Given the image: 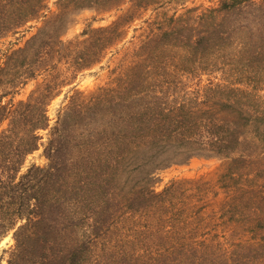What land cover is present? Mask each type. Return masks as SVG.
I'll list each match as a JSON object with an SVG mask.
<instances>
[{"label": "trees", "instance_id": "obj_1", "mask_svg": "<svg viewBox=\"0 0 264 264\" xmlns=\"http://www.w3.org/2000/svg\"><path fill=\"white\" fill-rule=\"evenodd\" d=\"M55 4L0 0V238L13 231L9 264H264V0ZM141 8L159 12L129 41L111 82L74 91L53 126L48 104L70 77L16 100L59 64L75 75L101 63ZM82 9L116 19L63 40L68 14ZM43 130L48 163L26 166ZM195 157L223 160L218 211L231 225L240 217L248 239L204 224L206 195L216 193L205 179L156 188L160 172Z\"/></svg>", "mask_w": 264, "mask_h": 264}, {"label": "rangeland", "instance_id": "obj_2", "mask_svg": "<svg viewBox=\"0 0 264 264\" xmlns=\"http://www.w3.org/2000/svg\"><path fill=\"white\" fill-rule=\"evenodd\" d=\"M56 1L57 0H50L52 11L57 9L55 4ZM217 1L218 0H185V4L187 7L198 6L200 9H203L215 5ZM128 9H132V4L130 2L125 5L124 12L129 11ZM179 9L183 10L180 7ZM158 12L159 11L154 8L139 9L136 13L138 19L129 25L125 41L114 51L108 52L101 63L83 71H79L75 75H71L72 73L66 68V64H59L57 69L50 70L39 76L37 79L30 81L21 89L20 93L16 96V100L26 99L33 90L41 87V85L49 80L53 83L61 82L64 78L70 77L69 80L66 81L67 83L59 89L57 94L48 104L47 109L50 117V126H53L68 104L69 97L74 91L81 90L85 93H90L99 86L111 82L113 78V69L122 58L126 57L127 50L130 46L129 41L133 39L134 35L141 33L146 26V22L152 20ZM170 13H172V9L170 10ZM115 19L116 15L114 13H97L93 9L73 10L67 16V24L63 30V40L68 41L77 37L90 25L93 27L105 26ZM35 31L36 30H34L33 33ZM41 135L43 137L42 144L38 150L28 156L26 166L32 164L46 165L48 163V160L44 155V144L48 139L49 130H43ZM222 164V159L195 157L189 163L174 165L160 172L157 175L158 177L155 182L156 188L158 190L162 189L173 179H205L207 182L212 183L215 186V189L213 190L216 191L215 194L211 193L206 195L207 200L216 202V204L210 202L203 207V217L206 218L204 224L206 225V222H209L208 227L221 234H229L230 230L233 229V236H235V239H248L251 235L249 232L250 229L248 226L241 223L243 221H241L242 219H240V217H236L238 222L233 223V225L226 223L220 217V212L218 210L221 207V204L227 200V194L216 185L218 173L220 172ZM219 202H221L220 205ZM212 209L215 210V212L218 211L215 218H209L208 216L212 213ZM209 219H214V222ZM14 242L13 231L8 232L5 236L0 238V264H9L8 259Z\"/></svg>", "mask_w": 264, "mask_h": 264}]
</instances>
